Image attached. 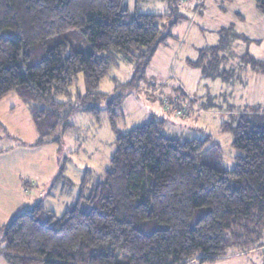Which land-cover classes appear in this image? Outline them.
I'll return each mask as SVG.
<instances>
[{
  "label": "trees",
  "instance_id": "1",
  "mask_svg": "<svg viewBox=\"0 0 264 264\" xmlns=\"http://www.w3.org/2000/svg\"><path fill=\"white\" fill-rule=\"evenodd\" d=\"M166 1L174 11L176 1ZM255 4L264 13V0ZM138 7L139 0L134 10L125 0H0V100L16 92L29 106L36 144L60 142L74 127L75 112H90L100 122L102 104L116 134L103 178L87 193L86 170L79 197L64 214L39 200L3 225L1 253L8 264H205L264 246V117L246 112L234 124L223 123L240 152L231 169L223 166L222 146L211 136L171 137L163 118L117 128V109L139 86L176 22L168 21L167 31L168 13ZM5 29L15 35L3 34ZM77 29L92 51L68 49L63 41L49 46L50 39ZM34 45L40 47L37 62L29 53ZM218 48L201 49L192 63L203 64ZM122 55L135 66L133 78L116 81L114 92L101 91ZM245 61L264 72V60L247 54ZM74 86L75 101L58 99L74 96ZM174 109L189 113L181 102ZM60 169L56 180L74 184Z\"/></svg>",
  "mask_w": 264,
  "mask_h": 264
},
{
  "label": "rangeland",
  "instance_id": "2",
  "mask_svg": "<svg viewBox=\"0 0 264 264\" xmlns=\"http://www.w3.org/2000/svg\"><path fill=\"white\" fill-rule=\"evenodd\" d=\"M125 1L131 10L136 8L135 0ZM175 1L172 11L166 0H139L141 12L169 14L164 19L167 31L169 22H176L170 27L172 36L159 47L139 86L131 92L118 88L129 94L117 109V128L126 131L151 117L163 118L165 132L171 137L211 136L222 146L223 166L231 169L240 152L233 146L232 131L222 129L223 123L234 124L237 115L246 112L250 117H264V72L245 61L247 54L264 60V13L255 0ZM3 34L14 36L15 31L5 29ZM62 41L68 49L92 51L78 29L50 39L49 46ZM209 46H218V53H210L203 64L194 65L201 49ZM39 50L37 45L30 47L36 62ZM134 73L133 62L122 55L100 90L114 92L117 82L130 81ZM73 92L71 98L58 99L75 101L76 86ZM177 102L187 106L189 113L177 114ZM100 107V122L90 112H75L70 121L77 127L68 130L60 142L42 147L36 144L37 130L19 94L11 92L0 100V264H8L1 253L4 224L39 200L62 215L79 197L86 169H91L87 193L103 178L116 149V134L106 105ZM62 167L73 169L65 174L74 184L56 180ZM6 179L11 188L5 187ZM205 264H264V246L249 252L232 251Z\"/></svg>",
  "mask_w": 264,
  "mask_h": 264
},
{
  "label": "crops",
  "instance_id": "3",
  "mask_svg": "<svg viewBox=\"0 0 264 264\" xmlns=\"http://www.w3.org/2000/svg\"><path fill=\"white\" fill-rule=\"evenodd\" d=\"M136 1V0H135ZM79 85H80V91L82 92V93H84L85 92V83H84V77L81 79V76H80V79H79ZM28 106V105H27ZM28 108H29V106H28ZM29 111H30V108H29ZM83 112V111H82ZM31 113V112H30ZM76 114H78V112H76ZM31 118H32V114H31ZM32 121H33V118H32ZM33 123H34V121H33ZM73 123V122H72ZM73 125H74V127H77V124H75V123H73ZM166 125H167V123H166ZM166 125H165V127H166ZM34 126H35V124H34ZM73 127V128H74ZM35 128H36V126H35ZM37 130V129H36ZM37 133H38V131H37ZM38 137H39V135H38ZM38 137H37V140H38ZM36 140V141H37ZM52 144H54V142H48V143H46V144H43V145H38V146H42V147H44V146H48V145H52ZM110 159H111V157H110ZM110 165V164H109ZM86 170H91V169H86ZM71 171H73V169L72 168H70V167H68V168H66V170H65V172H71ZM67 175V174H66ZM68 176V175H67ZM68 177H70V175L68 176ZM71 178V177H70ZM72 179V178H71ZM6 184H5V187L6 188H11V186L9 185V181H7V179H6ZM76 183V182H75ZM17 190H20V189H17ZM6 194V193H5ZM52 210H54V209H52ZM67 210V209H66ZM65 210V211H66ZM55 211V210H54ZM56 212V211H55ZM64 214V213H63ZM1 264H3V261H1Z\"/></svg>",
  "mask_w": 264,
  "mask_h": 264
},
{
  "label": "built area",
  "instance_id": "4",
  "mask_svg": "<svg viewBox=\"0 0 264 264\" xmlns=\"http://www.w3.org/2000/svg\"><path fill=\"white\" fill-rule=\"evenodd\" d=\"M176 112H177V114H182V115H184V112H183V110L176 109Z\"/></svg>",
  "mask_w": 264,
  "mask_h": 264
}]
</instances>
